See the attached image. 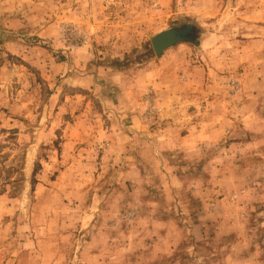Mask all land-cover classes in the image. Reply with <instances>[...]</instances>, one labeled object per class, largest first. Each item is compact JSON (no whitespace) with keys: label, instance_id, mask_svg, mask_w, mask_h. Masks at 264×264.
Here are the masks:
<instances>
[{"label":"rangeland","instance_id":"1","mask_svg":"<svg viewBox=\"0 0 264 264\" xmlns=\"http://www.w3.org/2000/svg\"><path fill=\"white\" fill-rule=\"evenodd\" d=\"M0 264H264V0H0Z\"/></svg>","mask_w":264,"mask_h":264},{"label":"water","instance_id":"2","mask_svg":"<svg viewBox=\"0 0 264 264\" xmlns=\"http://www.w3.org/2000/svg\"><path fill=\"white\" fill-rule=\"evenodd\" d=\"M191 41L187 30H167L153 36L150 40L152 49L156 56H159L168 48L180 43Z\"/></svg>","mask_w":264,"mask_h":264}]
</instances>
